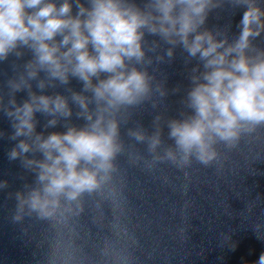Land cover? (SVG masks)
Wrapping results in <instances>:
<instances>
[{
	"label": "clouds",
	"instance_id": "9594fccd",
	"mask_svg": "<svg viewBox=\"0 0 264 264\" xmlns=\"http://www.w3.org/2000/svg\"><path fill=\"white\" fill-rule=\"evenodd\" d=\"M226 4L246 9L239 34L231 39L230 25L206 27L209 14ZM262 33L259 0H144L142 5L0 0V63L14 57L12 75L0 85V113L10 122L8 139L16 141L7 156L34 174L33 182L14 194L11 219L34 217L49 224L55 239L47 264H83L76 240L86 202L102 226L104 208L111 209L112 239L103 242L101 256L113 264H134L130 249L138 241L125 223L119 156L126 154L133 165L143 162L147 170L164 163L185 169L193 161L207 167L219 160L218 145L232 150L243 136L264 128V48L254 43ZM177 48L186 68L195 64L171 117L165 102L169 90L156 72L160 64L172 63ZM73 79L79 91L71 86ZM60 88L63 92L56 91ZM19 92L26 93L21 102ZM145 104L155 112L151 132L133 120L134 110ZM37 113L45 118L41 132ZM57 126L65 130L46 134ZM122 129L134 144L125 143ZM138 144L146 146L150 159ZM8 186L0 181V190Z\"/></svg>",
	"mask_w": 264,
	"mask_h": 264
}]
</instances>
